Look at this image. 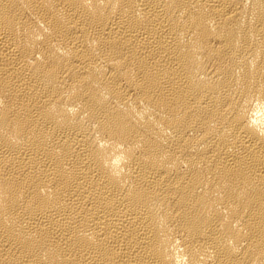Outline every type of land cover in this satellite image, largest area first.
I'll list each match as a JSON object with an SVG mask.
<instances>
[{
    "label": "bare ground",
    "instance_id": "6f19581e",
    "mask_svg": "<svg viewBox=\"0 0 264 264\" xmlns=\"http://www.w3.org/2000/svg\"><path fill=\"white\" fill-rule=\"evenodd\" d=\"M0 264H264V0H0Z\"/></svg>",
    "mask_w": 264,
    "mask_h": 264
}]
</instances>
